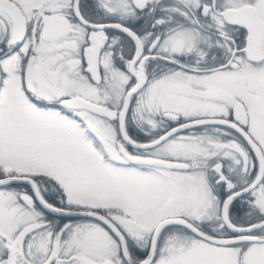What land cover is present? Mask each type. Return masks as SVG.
Wrapping results in <instances>:
<instances>
[{"label": "snow or ice", "instance_id": "obj_1", "mask_svg": "<svg viewBox=\"0 0 264 264\" xmlns=\"http://www.w3.org/2000/svg\"><path fill=\"white\" fill-rule=\"evenodd\" d=\"M0 264H264V0H0Z\"/></svg>", "mask_w": 264, "mask_h": 264}]
</instances>
